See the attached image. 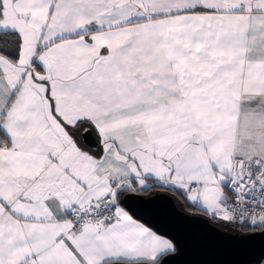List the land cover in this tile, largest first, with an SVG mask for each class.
Returning <instances> with one entry per match:
<instances>
[{
  "label": "crops",
  "instance_id": "crops-1",
  "mask_svg": "<svg viewBox=\"0 0 264 264\" xmlns=\"http://www.w3.org/2000/svg\"><path fill=\"white\" fill-rule=\"evenodd\" d=\"M0 3L20 36L0 55V264L157 260L172 242L120 206L99 230L67 218L150 184L228 221L232 159L264 175V0Z\"/></svg>",
  "mask_w": 264,
  "mask_h": 264
},
{
  "label": "water",
  "instance_id": "water-1",
  "mask_svg": "<svg viewBox=\"0 0 264 264\" xmlns=\"http://www.w3.org/2000/svg\"><path fill=\"white\" fill-rule=\"evenodd\" d=\"M81 137L86 146H95L89 128L82 131ZM117 200L134 219L169 239L174 249L156 262L106 264H261L264 260V228L238 232L220 227L209 216L181 209L174 197L163 191L148 195L127 191Z\"/></svg>",
  "mask_w": 264,
  "mask_h": 264
},
{
  "label": "built area",
  "instance_id": "built-area-1",
  "mask_svg": "<svg viewBox=\"0 0 264 264\" xmlns=\"http://www.w3.org/2000/svg\"><path fill=\"white\" fill-rule=\"evenodd\" d=\"M189 189L197 190L198 184H189ZM221 204L233 224L264 228V175L257 176L253 164L234 157L222 184ZM118 207L117 198L107 193L87 208L69 209L67 218L73 231L83 227L99 230L104 223L117 219Z\"/></svg>",
  "mask_w": 264,
  "mask_h": 264
},
{
  "label": "trees",
  "instance_id": "trees-1",
  "mask_svg": "<svg viewBox=\"0 0 264 264\" xmlns=\"http://www.w3.org/2000/svg\"><path fill=\"white\" fill-rule=\"evenodd\" d=\"M2 16V6L0 3V17ZM20 49V36L15 32L11 30H0V55L9 59L12 62H15L18 58V53ZM154 191H163L171 194L174 199L177 202V205L188 212L195 213V214H201L204 216H209L211 217V221L219 225V218L209 215L205 212H203L201 209L196 207L194 204L189 202L186 197L177 190H173L169 187L162 186L160 184H150L145 192L143 194L148 195L151 194ZM123 193V192H122ZM122 193H120L118 196H120ZM226 229L233 230V231H238V232H248V231H253L257 229H262L261 227H251L248 225H235L230 221H225L224 223ZM220 226V225H219ZM161 257V256H160ZM160 257L155 260L158 261ZM264 262V260H263Z\"/></svg>",
  "mask_w": 264,
  "mask_h": 264
},
{
  "label": "rangeland",
  "instance_id": "rangeland-1",
  "mask_svg": "<svg viewBox=\"0 0 264 264\" xmlns=\"http://www.w3.org/2000/svg\"><path fill=\"white\" fill-rule=\"evenodd\" d=\"M224 223H225V221L219 220V223L218 224L220 225V227H225Z\"/></svg>",
  "mask_w": 264,
  "mask_h": 264
}]
</instances>
